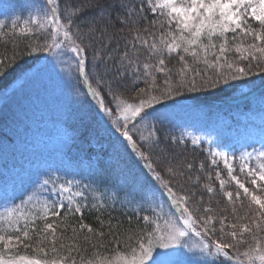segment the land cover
Returning a JSON list of instances; mask_svg holds the SVG:
<instances>
[{"label":"snow or ice","instance_id":"1","mask_svg":"<svg viewBox=\"0 0 264 264\" xmlns=\"http://www.w3.org/2000/svg\"><path fill=\"white\" fill-rule=\"evenodd\" d=\"M94 6L99 4L82 5L79 0H45L42 15L25 20L23 23L26 27L19 31L25 36L44 34L42 42L29 45V53L45 52L56 56L66 52L75 54L78 78L90 90L86 94L99 99L98 111L110 119L119 133L123 148L148 162L154 181L164 188L175 211L164 213L162 205L154 207L148 193H145L141 196L144 205L140 206V210L151 212L156 218L152 219L148 214L142 217L144 225L135 237V246L129 244L124 250H115L114 256L90 259L86 264H184L179 257L183 255L181 249L189 248L185 238L190 234L201 238L200 251L212 258L209 264H228L234 258L237 264H245L240 259L241 255L246 264H264V236L261 235L264 233V147L243 151L239 156L211 153V164L215 166L218 159L221 160L228 177L237 185L235 192L224 193L234 205L233 215L236 213V201L248 202L249 213L240 217L247 222L240 224L227 222L226 216L217 218L212 215L213 209L204 206L203 196L199 206L194 205V190L185 191L182 187L177 192L170 181H165L149 162L153 151L161 144L157 124H162L164 116L159 113L157 105L164 107L166 101L175 103L176 98L183 97L185 92L236 88L239 85L234 82H247L245 78L264 72V0H141L139 7L132 0H118L114 5L120 9L116 22L132 34L131 41L126 40L118 58L113 55L111 47L114 37L108 35V30L114 27L111 20H89L85 16L86 8ZM146 9L154 16L163 18L159 23L157 20L151 22L154 28H159L158 33L149 32L146 28L139 29ZM101 22L103 27L98 26ZM4 26L0 22V29ZM12 28L14 32L17 30L16 21H13ZM245 40L249 41L246 45L243 43ZM89 48L94 62L90 67L87 64ZM116 48H120L119 40H116ZM141 49L148 52L146 60L156 56V62L141 63L138 57ZM231 53L236 54L235 59H230ZM172 54L183 65L175 83L165 61V56ZM188 57L197 64L202 63L204 70L190 68ZM3 64L4 60H0V65ZM2 74L3 69L0 68ZM157 74L164 76L159 85L156 83ZM129 77L146 85V88L138 90L139 99L135 103L120 99L114 88V84L118 85L120 80ZM93 82L95 87L92 86ZM105 94L115 101V109L105 103ZM114 110L120 114L119 120L111 119ZM166 139L171 143L181 142L175 136ZM198 143L197 139L192 140L193 145ZM237 161L239 172L250 179V186H245L234 175L236 169L233 164ZM186 167L190 170L192 165L187 164ZM200 168H204L203 163ZM166 171L171 177L184 175L179 166H169ZM216 176L220 177L219 171ZM58 179L48 176L34 183L32 190L19 198V203L13 201L10 207L0 212V264H77L73 253H79L78 246H72L63 256L57 248L58 229L61 232L66 230L61 213L82 216L84 208L103 211L108 205L103 194L100 198L88 200L86 192L89 185H81L80 181L73 180L58 183ZM219 185L223 189L225 181L219 179ZM204 187L208 193H213L210 185ZM108 199L114 201L115 197ZM128 202L133 203L134 200ZM157 207L160 208L159 213L156 212ZM39 221L44 222L43 228L39 227ZM78 228L80 232L86 230L103 241V231L97 232L84 223H80ZM109 230V234H113L111 225ZM72 232L76 234L77 228L73 227ZM245 234L254 243L241 253L238 245L247 243ZM84 239L86 243L89 242L87 236ZM33 240L37 241L34 249ZM114 242L119 245L118 239ZM100 246L92 244L93 248ZM22 248L34 251L35 255L20 254ZM232 249H236L235 254L230 252ZM81 264H85V261L81 260Z\"/></svg>","mask_w":264,"mask_h":264},{"label":"rangeland","instance_id":"2","mask_svg":"<svg viewBox=\"0 0 264 264\" xmlns=\"http://www.w3.org/2000/svg\"><path fill=\"white\" fill-rule=\"evenodd\" d=\"M44 7L45 0H0V22L12 27L13 21H16L17 29L24 28L26 26L23 22L30 17L42 15ZM89 54L92 59V54L90 52ZM75 59V54L71 52L59 56L50 54L45 57L2 104L0 212H3L5 207H10L13 201L19 203V198L30 192L34 183H39L48 176L59 178L58 183L73 180L80 181L81 185H89L86 192L88 200L91 201L93 197L100 198L103 194L108 205L105 208L122 210L140 208L144 205L141 196L148 193L154 207L162 205L164 213L173 212L167 200L151 185L143 188L131 182L139 172L134 165L131 167L134 171L132 174L128 169L126 173L116 176V179L105 180L96 175V156L104 158L100 155L103 153H107V164L119 167L121 160L117 162L109 155L119 153L118 157L123 159L124 167L130 165L123 147L122 151H118L111 147L108 141L105 143L107 136L98 128L95 117L88 112L86 102L88 99L84 100L83 86L76 72ZM92 63L94 62H91L89 67ZM247 78L245 79L252 87L257 83L255 79L258 78V74L253 78ZM93 84L96 86L94 82ZM245 89L246 87L243 89L236 87L229 88L228 91L232 90L229 91L232 95ZM254 99L256 101H253L252 108L247 111L235 109L225 112L216 108L196 107L189 102L173 105L159 111L164 116L163 127L157 124V127L163 128L160 138L163 134H169L165 131L168 129L191 145L192 140L197 139L199 143L196 145L204 146L206 151H202L207 155L210 164L212 152L239 156L243 151L261 149L264 147V98ZM106 100L105 103L115 109V101L109 98ZM86 111L89 113L88 116L85 114ZM111 119L119 120L120 114L114 110ZM104 146H107L106 152L94 153L90 150ZM215 167L220 170V175L226 182L235 184L228 177L221 160L218 159ZM233 167L236 169L234 175H237L245 186H250V179L239 172L238 161ZM212 172L215 174L214 170ZM163 174L173 182L180 179V176L171 177L167 172ZM184 181L188 182L187 179ZM138 182L140 184V180ZM112 196L115 197L114 201L108 199ZM129 200L134 202L129 203ZM194 201V205L199 206V197H195ZM156 212L159 213L160 208L157 207ZM149 214L153 219L156 218L151 212ZM185 239L189 248L181 249L183 255L179 259L184 264H209L212 258L200 251L201 238L190 234ZM228 264L237 262L232 260Z\"/></svg>","mask_w":264,"mask_h":264},{"label":"trees","instance_id":"3","mask_svg":"<svg viewBox=\"0 0 264 264\" xmlns=\"http://www.w3.org/2000/svg\"><path fill=\"white\" fill-rule=\"evenodd\" d=\"M117 2L118 0H79V3L82 5H87L89 3L99 4V6L86 8L85 16L89 20H111L114 27L108 30V35L114 37L111 47L114 50L113 55L118 58L124 50L126 40L129 42L131 41L132 34L130 33L129 29L121 28V26L116 22L115 18L120 13V9L118 7H114V5H117ZM132 2L135 3L137 7H139L141 0H132ZM143 16L144 19L140 20V23L138 25L139 29L143 30L146 28L149 30V32L155 31L158 33L159 28H154L151 22L153 20H157V23H159V20L163 18L154 16L147 9L143 12ZM98 26L103 27V23L101 22ZM21 28L19 27L15 32L13 31L11 25H6L4 26V28L0 29V60H4V64L0 65V68L3 69V74L0 75V116L3 110L2 104L5 98L8 95L12 94L15 88L19 86L33 70H35L36 66L41 61H43L45 57L51 54L45 52L29 53V45L34 46L38 42H42L44 34L34 33L32 35L25 36L20 33L19 29ZM97 36L99 37V33H97ZM105 39H107V37H105ZM116 40H119V49L116 48ZM248 42L249 41L245 40L243 43L246 45ZM99 44L100 41L98 39L97 46H99ZM128 51L130 55L133 54L130 48L128 49ZM89 52L92 54L91 48H89L87 53L88 66L91 64V62H93ZM138 57L141 63H155L157 59L156 56H153L151 59L146 60V57H148V52L144 49L139 50ZM235 57V53L230 54V59H235ZM187 60L190 68L198 67L199 69L204 70V65L202 63H195V61L191 57H188ZM165 61L166 67L172 72V80L173 83H175L179 78L177 73L183 67V65L181 64V62H179L178 57H176L175 54H172L170 56L166 55ZM213 71L214 70H209V72ZM253 76L255 77L256 75ZM253 76L250 77L253 78ZM163 80V74H157L156 83L159 85ZM255 80H257V83H255L252 87L250 86L249 82L238 81L236 83L239 85L238 88L243 89L246 87V89L240 93L230 95L229 91L232 90L228 91V89H225L223 91L215 90L196 93L185 92L183 97L176 98L175 103L189 102L196 107L201 105L212 107L213 105L222 104L223 106L228 107V103L230 101L235 100L240 95L255 92L257 88L264 84V73H258V78ZM81 84L83 86V96H85L84 100H86V98L88 99V101H86L88 104V112H91L92 117H95V122L98 128L107 136L105 137L106 140H104L105 143L108 141V144L111 147L116 148L118 151H122L121 147L123 146L119 133L115 131L113 125L110 122V119L98 111L99 99L95 96L86 94L90 90L87 88V85L83 82L82 79ZM92 86L95 87L94 84H92ZM114 88L117 89V95L120 99L135 103L138 102L139 99V97H137L138 90L141 88H146V85L143 82L133 81L131 77H129L127 79L120 80L118 85L114 84ZM258 93L264 96V87L260 88ZM106 98L112 99L110 96L105 94V101H107ZM173 103V101H166L164 107L157 105L156 108L158 109V111H163L168 104ZM246 104L247 102H243L242 106ZM88 112H85L87 116L89 114ZM80 120V122L83 124L82 118H80ZM160 125L163 127L162 124ZM161 126H159L160 133L163 129ZM96 131L98 132V130ZM165 131L169 134L161 135V149L160 147L159 149L156 148L153 151L151 160L149 161L153 164V168L163 176L165 181H170L171 185L177 192H180L181 188L183 187L185 191L194 190L196 192L195 197H199V199L201 198V196H203L204 206H211V208L213 209V212L211 214L216 216L217 218H219L220 216H226L227 222L229 223H246L247 220H241L240 217H243L247 213H249L247 200H244L243 203H241L240 201L235 202L236 213L235 215H233L232 208L234 205L227 200L224 193L227 191L235 192L237 186L230 181L226 182V180L221 175L219 178H217L216 172H220V170L217 167L212 166L208 162L207 155H205V153L203 152L204 150L206 151L204 146L202 144L191 145V143L182 141L181 139L180 143H171L166 139V137L178 136H176L172 131H169L168 129H165ZM90 150L94 153L106 152L107 146L99 147L97 150L90 148ZM100 155L104 156V158H98L96 156V175L98 177L104 178L105 180L111 178L116 179V176L122 173H126V170L128 169H130V173L132 174L134 171L131 167H133L134 165L139 169V172L137 173V177H135V179L131 182L143 188H145L147 185H151L154 189H157L160 192L162 197L166 199L171 206V200L164 188L160 186L158 182L154 181L152 177V171L148 168V162L139 159L138 154L132 153L130 150H127L126 156L128 157V165L130 166L126 165L125 167L123 159H119L118 157L119 153L109 154L112 156L113 160H116L117 162L121 160L122 163L119 167L107 164V153H103ZM201 163H203L204 165L203 169L200 168ZM187 164L192 165V168L190 170L187 169ZM169 166L181 167L184 171V175L182 176L183 178L180 176L179 181L175 180V182H173V180L169 179L166 174H163L167 172L166 169ZM213 170L215 174H213ZM131 174H128L129 177L131 176ZM209 174H211L210 178ZM188 177H191V179H188ZM197 177L199 178L198 181ZM186 179L188 180V182L184 181ZM219 179H223L225 181V186L223 189L220 188ZM138 180H140V184ZM205 185H210L214 189L213 193H208L206 191V188L204 187ZM193 203H195V201H193ZM173 210L175 211V209ZM145 214L150 215L149 212L141 211L140 208L133 210L104 208L103 211L84 208L82 216H80L79 214L73 216L72 214L66 215L61 213V217L64 221V225L66 226V230L61 232L60 229H58L57 248L60 250V255H65L67 253V250L72 246H78L80 249L79 253H73L76 257L77 264H81V260L85 261L86 264V262L90 259L95 260L99 257L114 256L115 250H124L129 244L134 247L135 237L140 233L144 225L142 217ZM151 218L153 219L152 216ZM101 221H103V224H101ZM43 223V221L38 222L40 228H43ZM80 223L91 226L97 232L103 231L105 233L103 241H99L92 234H88L86 230L84 232H80L78 228V225ZM109 225H111V231L113 233L111 235L109 234ZM216 226L217 228H219V224H217ZM73 227L77 228L76 234L72 232ZM261 235L264 236V233H261ZM85 236L88 237L89 242L87 243L84 239ZM117 239L119 240V245L114 242ZM245 240L247 241L246 244L238 245L241 253L248 250V245H252L254 243L248 234H245ZM94 243L100 244L101 246L98 248H93L92 244ZM32 245L34 249L37 245V241L33 240ZM61 245H63V247H61ZM105 248H107V251L105 250ZM230 252L232 254H235L236 249H232L230 250ZM20 254L29 255L35 254V252L22 248L20 249ZM240 259L245 260L242 255ZM233 261L237 262L235 258L233 259Z\"/></svg>","mask_w":264,"mask_h":264}]
</instances>
